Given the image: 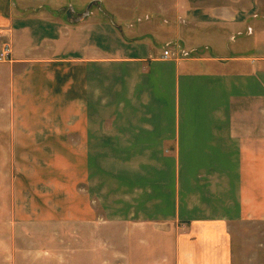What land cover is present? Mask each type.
<instances>
[{"label": "crops", "instance_id": "obj_1", "mask_svg": "<svg viewBox=\"0 0 264 264\" xmlns=\"http://www.w3.org/2000/svg\"><path fill=\"white\" fill-rule=\"evenodd\" d=\"M175 3L177 17L169 21L174 33L163 37L162 52L146 45L141 55L117 56L119 70L105 67L98 79L97 59L108 64L113 57L96 54L91 34L76 29L78 19L64 28L62 15L20 16L17 0H0V27L5 30L0 48L9 41L13 49L9 61H0V264H65L59 254L43 248V191L27 194L25 188L33 186L17 180L15 161L21 154L17 141L43 139V107L64 108L67 99L78 109L71 131L83 134L81 149L88 155L128 157L124 165L135 175L125 185L133 194L126 192L123 202V194L119 198L134 207L120 216L109 211L108 218L155 229L178 225L173 264H228L223 242L228 221L264 218V54L221 55L214 41L194 39L216 30H225L230 43L249 36L259 4ZM40 26L55 33L43 34ZM62 33L75 34L74 52L44 55L47 38L55 40L46 46L56 47ZM171 47L179 53H203L166 60L163 52ZM64 60L72 61L63 66ZM65 76L71 78L70 91L65 90ZM81 107L86 113H80ZM97 107L106 112L103 131L92 115ZM75 210L71 219L80 221V209ZM146 248L154 251L153 245L141 250ZM72 254L71 264H80L79 249Z\"/></svg>", "mask_w": 264, "mask_h": 264}, {"label": "rangeland", "instance_id": "obj_2", "mask_svg": "<svg viewBox=\"0 0 264 264\" xmlns=\"http://www.w3.org/2000/svg\"><path fill=\"white\" fill-rule=\"evenodd\" d=\"M17 4V14L20 16L29 14L44 18L62 15L60 18L65 23L64 28L73 26V18L78 19L76 29L81 35L91 34L96 54L113 57L111 62L108 60V64H105V60L97 59L95 68L100 70L96 73L98 79L102 78L100 72L105 67L119 70L121 64L114 65L118 62L115 60L117 56L132 58L141 55L143 46L146 45L150 49L156 47V52H162L163 37L174 33V26L169 21L177 17V12L173 10L175 0H17ZM257 4L259 10L252 23L253 28L249 29V36L243 34L230 43L228 40L225 42V30H216L213 34L203 33L200 38L194 39L197 42L214 41L217 52L221 55L228 56L232 52L263 55L264 0H257ZM60 7L62 11L59 10ZM24 10L28 12H23ZM39 28L43 29V34L45 31L49 35L55 33L46 26H40L38 30ZM243 28L240 30L244 31ZM74 35L60 34L55 42L56 47L46 46L51 40H55L54 37H46L43 54L68 56L74 52L71 44ZM217 40L221 42L218 43ZM77 50L79 54H83L81 48ZM200 52L203 53V50L196 53L184 51L180 58L177 56L166 60L181 61L187 57L199 56ZM71 61H62L63 66ZM64 79L68 81L65 90L68 88L70 91L71 78L65 76ZM79 110L83 114L87 111L82 107ZM77 111L78 109H72L70 99L65 101L64 108L43 107V130L40 131L43 139L17 141V147L21 151L15 161L17 180L26 181L29 187L33 186L25 188L27 194L30 191H43V217H46L43 220V248L59 254L58 259H64L65 264H71L73 249L76 248L79 249L80 264H152L167 260H170L167 264H173V233L177 232L178 225H160L155 229L151 224L136 225L134 221L108 218L109 211L120 216L134 207L122 202L129 196L127 194H133L125 185L129 183L127 179L135 175L130 166L127 169L124 165H127L128 157L88 155L86 150L81 149L86 142L83 134L73 135L71 131V122ZM92 111L97 127L103 131L105 109L97 107ZM54 135L63 137L47 138ZM25 149H30L31 154L22 153ZM141 158L147 161V157ZM130 159L131 162L136 161L134 158ZM121 195L122 202L119 200ZM76 206L80 209V221L71 219ZM91 212L94 213L92 218L89 217L93 215ZM223 242L228 246V251H225L228 264H264V218L229 220ZM152 245L154 251L148 248L141 250L144 246L150 248Z\"/></svg>", "mask_w": 264, "mask_h": 264}, {"label": "built area", "instance_id": "obj_3", "mask_svg": "<svg viewBox=\"0 0 264 264\" xmlns=\"http://www.w3.org/2000/svg\"><path fill=\"white\" fill-rule=\"evenodd\" d=\"M5 30L0 27V36L4 35ZM13 53V49L11 43L9 41H4L0 48V61H9L11 59V55ZM181 53L178 51L167 48L163 52L164 59L175 58L179 56Z\"/></svg>", "mask_w": 264, "mask_h": 264}, {"label": "water", "instance_id": "obj_4", "mask_svg": "<svg viewBox=\"0 0 264 264\" xmlns=\"http://www.w3.org/2000/svg\"><path fill=\"white\" fill-rule=\"evenodd\" d=\"M68 15L71 16V14L69 13V11H68Z\"/></svg>", "mask_w": 264, "mask_h": 264}]
</instances>
